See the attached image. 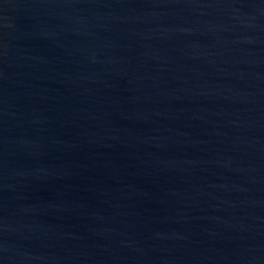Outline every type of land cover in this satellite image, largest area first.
Here are the masks:
<instances>
[{
  "label": "water",
  "instance_id": "water-1",
  "mask_svg": "<svg viewBox=\"0 0 264 264\" xmlns=\"http://www.w3.org/2000/svg\"><path fill=\"white\" fill-rule=\"evenodd\" d=\"M0 264H264V0H0Z\"/></svg>",
  "mask_w": 264,
  "mask_h": 264
}]
</instances>
